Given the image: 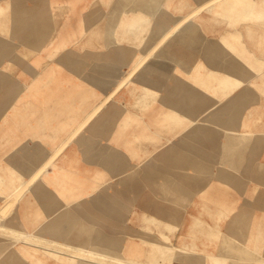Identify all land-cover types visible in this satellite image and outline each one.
Listing matches in <instances>:
<instances>
[{
	"label": "crops",
	"instance_id": "0c3cea01",
	"mask_svg": "<svg viewBox=\"0 0 264 264\" xmlns=\"http://www.w3.org/2000/svg\"><path fill=\"white\" fill-rule=\"evenodd\" d=\"M261 1L247 0L250 7ZM166 3L163 0V8ZM1 4L3 12L10 4V22L18 20L13 31L18 40L36 44L29 54L34 65L19 66L18 112L4 111L0 118L3 158L8 152L17 159L14 189L18 184L22 188L0 219V264H118L128 257L147 264L136 259L143 254L141 248L153 258L157 244L165 247L177 236L178 246L190 251L172 264H204L203 242L209 240L217 253L227 250L228 264H253L249 259L256 254L248 256L246 250H258L259 258H264V171L258 169L264 164V152L253 166L258 176L215 182L232 186L224 188L221 200L215 197L220 189L214 192V176L195 177V182L187 178L188 172L195 176L202 169V146L185 142L178 130L171 129L172 121L203 120L201 112L186 116L166 111L164 96L165 88L171 87L167 81L171 69L184 74L178 86L191 75L186 63L193 51L186 41L201 36L187 38L176 28L165 37L170 44L161 48L166 40L161 32L142 43L144 34L131 32L132 27L116 32L113 26L118 22L112 23L116 10L120 15L134 14L130 18L137 20L139 8H154V0L146 5L139 0H2ZM181 16L175 15L164 29ZM188 19L177 25L196 24ZM59 41L61 46L55 44ZM194 45L197 54L202 44ZM145 53V63L116 88ZM198 62L196 57V76L202 72ZM144 104L145 109L140 108ZM203 185L211 186L206 210ZM178 186L183 187L176 191ZM142 212L162 224L144 226ZM202 220L206 227L198 225ZM172 227L178 229L174 235ZM231 250H243L244 255Z\"/></svg>",
	"mask_w": 264,
	"mask_h": 264
},
{
	"label": "rangeland",
	"instance_id": "374dc122",
	"mask_svg": "<svg viewBox=\"0 0 264 264\" xmlns=\"http://www.w3.org/2000/svg\"><path fill=\"white\" fill-rule=\"evenodd\" d=\"M197 1L201 4L195 0H166L167 7L163 8V0H154V8H139L137 20L130 18L132 15L134 17V14L120 15L117 12L121 10H116L114 18L118 16L112 23L118 22V25L113 26L116 32H127V27L128 29L132 27L131 32H137L140 36L144 34L139 41L142 43L146 39H152L153 35L157 36L169 21H173L175 15H183L192 10L196 4L201 5L199 13L192 17L196 24L179 25L178 30L176 29V33H184L187 38L192 36L191 39H193L196 33L201 36L196 41H186L188 50L193 51L192 55L188 52L186 63V67L192 70V73L187 74L188 78H182L184 81L178 86L184 74L172 72L174 69H171L167 74V81L171 82V87L165 88L164 96L167 97L165 99L166 111L170 109L171 113L177 112L182 115L186 114V116L200 112L204 114L203 120L200 121H172L170 122L171 129L178 130L177 134L185 142L195 146L201 145L203 148V152L200 153L201 171L196 172L195 176H193L194 173L188 172L187 178L190 177L189 180L193 178L195 182V177L205 180L206 177L214 176V192L220 189L215 197L223 200L221 196L223 190L232 186L215 184V182H219V178L225 180V177L258 176L259 173L253 166L259 159V155L261 156L264 152V0L251 7L247 0L243 2L229 0L224 7L220 0ZM1 3L2 0H0ZM139 4L146 5L147 0H139ZM9 5L4 12L3 9L0 11V118L4 111L18 112L19 66L20 64L34 65L33 57L29 54H32L31 50H34L36 44L35 41L30 40L19 41V35L13 34V31L18 29L19 23L18 20H15L14 24L13 21L10 22L11 7ZM136 22H138L137 26ZM165 39L162 43L165 44L161 48L170 44V38ZM195 42L197 45L202 44V50L197 51V54L194 51ZM62 43L59 41L55 44L61 46ZM196 57L199 59L197 65H202V72H198L197 76L194 74ZM145 98L146 96L143 97ZM144 107L145 104L140 106V108ZM2 123L0 119V128H2ZM2 140L0 137V175L3 177L0 181V203L3 197H7L12 192L18 179L17 159L14 161L10 158L8 152L3 158ZM212 146L214 149L211 148ZM14 155L17 156L11 153L12 157ZM258 169L264 171V164H258ZM187 171H189V166ZM180 186L175 190L179 191L183 187ZM192 187L194 188L195 185ZM210 189V185H203L204 210L208 208L207 202L211 200L208 196ZM175 204L177 206V202ZM176 211L178 212V208ZM154 219L156 221L152 217L148 220L146 213L142 212L144 226L159 227L162 224L157 218ZM205 224L207 221L202 220L198 225L206 227ZM172 230L174 231L171 235H174L178 229L174 227ZM208 233H212L210 229ZM160 238H164L162 233ZM222 238L220 243L224 244L225 241ZM178 243L180 242L177 236L175 240L172 238L171 241L168 240L165 247L162 243L157 244L153 258L145 254V247L140 249L143 254L140 253L136 257L137 254L135 257L140 262L146 261L147 264H172L173 260H175L173 262L180 261V256L183 255L184 258V253L190 251L188 247L181 249ZM203 243L202 260L204 264L230 263L227 250H219L217 253V249L214 250L210 240ZM50 246L49 244L48 247ZM190 247L194 248V245ZM231 252H239L240 257L244 255L243 250H231ZM245 253L248 256L256 254L254 258L249 259L254 262L253 264H264V258H259L258 250H246ZM51 254L48 253V255ZM59 260L65 262L66 259ZM128 260L130 262L127 258L120 260L118 264L145 263H138L134 257H128Z\"/></svg>",
	"mask_w": 264,
	"mask_h": 264
},
{
	"label": "bare ground",
	"instance_id": "6f19581e",
	"mask_svg": "<svg viewBox=\"0 0 264 264\" xmlns=\"http://www.w3.org/2000/svg\"><path fill=\"white\" fill-rule=\"evenodd\" d=\"M208 1H210V0H208ZM207 1V2H208ZM240 2H243V0H239ZM220 2H222L223 3V7L225 6V5H227L228 4V0H220ZM231 2H232V0H231ZM2 9H3V7H2V5L0 4V11H2ZM200 9H201V5H196L192 10H190V11H188L187 13H184L182 16H181V18L178 20L177 19V21L175 22V23H173V24H171L170 26H168L166 29H162V31H161V39L162 38H165L167 35H169V34H171V33H173L175 30H176V28H177V26H179V25H177L179 22H183L184 20H186V19H188L189 17H193V16H196V14H198L199 13V11H200ZM189 20V19H188ZM184 28V27H183ZM182 28V29H183ZM157 30V29H156ZM152 33H154V32H152ZM158 42V41H157ZM156 45V44H155ZM155 45H152V47H151V49L153 50L154 48L153 47H155ZM150 49V48H149ZM146 52H148V51H146ZM149 52H152V51H150L149 50ZM149 54V53H148ZM147 60V54L145 53L144 55H142L141 57H139V59L134 63V65L133 66H131V68L126 72V74L125 75H123V77L119 80V82L118 83H116V88L117 87H120V85L123 83V82H125L126 80H128V78L133 74V71L135 70V69H137V67L138 66H140L141 64H144L145 63V61ZM36 63V62H35ZM161 63H162V61H158V65L159 66H161ZM46 64V63H45ZM114 88V87H113ZM115 88V89H116ZM150 88V87H149ZM115 89H113L112 91H115ZM111 90V89H110ZM118 90V89H117ZM109 92V91H108ZM104 98H102L101 100H103ZM106 101V100H105ZM101 102V101H100ZM96 106V105H95ZM99 107H100V105H99ZM94 108V107H93ZM89 112V111H88ZM172 111L170 110V113H171ZM89 114V113H88ZM87 114V115H88ZM87 118V117H86ZM83 120V119H82ZM84 120H86V119H84ZM81 121V120H80ZM80 121H79V123H80ZM82 122V121H81ZM213 125V124H212ZM248 133V132H247ZM76 134V133H75ZM63 141V140H62ZM173 141V140H172ZM41 168V167H40ZM40 168L38 169V171L40 170ZM198 174V173H197ZM38 177V176H37ZM28 178V177H27ZM36 178V176L34 177V179ZM2 179H3V177L0 175V181H2ZM25 181V180H24ZM32 181H34V180H32ZM21 184V183H20ZM26 187V186H25ZM43 188V187H42ZM22 188L20 187L19 188V184H18V186L15 188V189H13L12 190V192L9 194V196L3 201V202H1L0 203V219L2 218V216L3 215H5L6 213V210L10 207V205L12 204V202L15 200V198H17V196L19 195V193H20V190H21ZM24 190V189H23ZM44 197V196H43ZM0 225H2V222H0ZM93 225V224H92ZM7 231H9V230H7ZM9 234H10V232H9ZM26 234H29V233H26ZM21 235H23V234H21ZM25 235V234H24ZM35 235V234H34ZM26 236V235H25ZM48 239V238H47ZM50 240V239H49ZM156 242V241H155ZM154 243V242H153ZM159 243V242H158ZM171 245V244H170ZM169 246V245H168ZM167 246V247H168ZM80 248H81V246H80ZM174 248V247H173ZM170 249H172V248H170ZM176 249V248H175ZM90 250H92V249H90ZM177 250H179V249H177ZM181 250V249H180ZM86 251V250H85ZM182 251V250H181ZM180 251V252H181ZM171 252V251H170ZM178 252V251H177ZM85 253V252H84ZM102 253V252H101ZM166 253V252H165ZM79 254L81 255V256H83V249H80L79 250ZM87 254H90V255H93L92 254V252H90V253H87ZM96 254V253H95ZM176 254V253H175ZM76 255V254H75ZM89 255V256H90ZM99 255H100V253H99ZM102 255V254H101ZM172 255H173V253H172ZM96 256V255H95ZM106 256V255H105ZM105 256H104V258H105ZM88 257V256H87ZM93 257V256H92ZM104 258H101V259H104ZM173 258V257H172ZM95 259V258H94ZM161 259V258H160ZM96 260H98V259H96ZM100 260V259H99ZM105 260V259H104ZM111 260V259H110ZM112 260H113V258H112ZM170 260H171V258H170ZM127 261L128 262H130V260H128V258H127ZM133 262V261H132ZM111 264H114V262H110ZM124 263V262H123ZM129 264V263H128Z\"/></svg>",
	"mask_w": 264,
	"mask_h": 264
}]
</instances>
